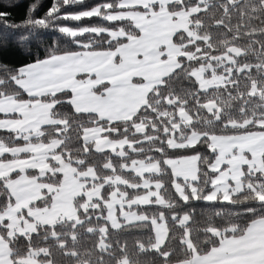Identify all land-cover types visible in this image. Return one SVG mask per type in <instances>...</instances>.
I'll list each match as a JSON object with an SVG mask.
<instances>
[{"label":"snow or ice","instance_id":"1","mask_svg":"<svg viewBox=\"0 0 264 264\" xmlns=\"http://www.w3.org/2000/svg\"><path fill=\"white\" fill-rule=\"evenodd\" d=\"M0 5V264H264V0Z\"/></svg>","mask_w":264,"mask_h":264},{"label":"trees","instance_id":"2","mask_svg":"<svg viewBox=\"0 0 264 264\" xmlns=\"http://www.w3.org/2000/svg\"><path fill=\"white\" fill-rule=\"evenodd\" d=\"M14 4H19L18 8L10 9V11L13 12L14 15L22 16L24 13V9L27 7L29 3L32 2V0H12ZM88 2H91V0H88ZM4 3V0H0V5ZM45 4L50 3V0H44ZM2 10V8H0Z\"/></svg>","mask_w":264,"mask_h":264}]
</instances>
